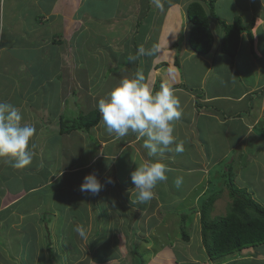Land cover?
Wrapping results in <instances>:
<instances>
[{"label":"crops","instance_id":"obj_1","mask_svg":"<svg viewBox=\"0 0 264 264\" xmlns=\"http://www.w3.org/2000/svg\"><path fill=\"white\" fill-rule=\"evenodd\" d=\"M191 1L0 0V88L4 89L0 100L17 107L22 123L36 129L31 141L36 146L35 156L29 166L15 170L6 158L0 159V252H6L11 241L10 231L4 229L22 228L29 217L39 224L40 214L42 223L47 218V222L53 221L55 231L64 229L66 235L57 238L60 243L65 244L68 238L69 243L76 244L80 237L74 227H85L89 218L96 228L115 222L114 232L123 233L121 241L130 245V253L133 244H149L154 258L147 264L176 263L171 241L161 240L155 247L147 243L145 234L133 229L150 226L151 218L169 227L178 220L182 222L185 211L193 214L191 226L197 227L196 236L202 245L199 204L209 191L211 176L223 187L220 179L234 162L230 161L234 158L231 155L252 145L258 153L254 156L258 160L256 169L264 174V0H205L212 1L216 18L210 19L213 44L204 55L191 50L188 44L186 7ZM204 9L208 12L207 7ZM236 18L245 27L253 26L240 34L237 54L230 58L220 52L223 32L217 20L232 24ZM127 29L128 35L132 34L130 45L121 38ZM139 45L146 50L155 46L158 51L129 62V55H135ZM107 52L108 57L104 55ZM2 61L10 69L2 67ZM137 71L143 72L145 83L153 91H158L161 83H168L180 99L183 115L174 122V135L176 143L183 144L182 152H176L173 144L172 151L148 157L142 138L129 133L116 139L105 130L98 101L121 79L131 78ZM97 73H109L112 79L103 78L95 86L89 82ZM50 104L56 110L50 109ZM74 110L79 112L68 117V112ZM90 111L99 113V121L89 131L59 133L64 117L72 119ZM148 159L161 160L170 171L167 181L154 189V198L140 204L132 191L130 173ZM252 160L245 170L252 169ZM234 172L240 188L264 196L255 181L242 179L240 172ZM92 173L103 185L98 195L80 191L84 177ZM67 176L76 183L67 184ZM178 176L183 177L179 187L174 182ZM108 179L114 183H108ZM261 182L264 184V178L260 179V188ZM49 186L55 188L62 207L49 204L48 192L41 197L40 192ZM27 196L40 201L30 199L27 205H21ZM111 197L122 204V214L116 213L117 205ZM79 204L86 207L83 212ZM97 205L105 209L98 210ZM129 217H137L139 226L131 223L122 227ZM197 219L198 224L193 225ZM44 227L49 229L47 224ZM95 234L99 235L98 230ZM159 234L151 230V235ZM135 235L141 238L137 242L140 244L132 243ZM36 239L35 235L26 237L25 245L13 253L14 264H23L25 251L35 250ZM191 241L186 242L188 247ZM147 250L144 247L139 253ZM6 256L3 254L4 261L8 260Z\"/></svg>","mask_w":264,"mask_h":264},{"label":"rangeland","instance_id":"obj_2","mask_svg":"<svg viewBox=\"0 0 264 264\" xmlns=\"http://www.w3.org/2000/svg\"><path fill=\"white\" fill-rule=\"evenodd\" d=\"M143 21V20H142ZM107 30V29H106ZM133 30V28H131ZM107 32V31H106ZM130 32V29H127L124 36L121 37L123 42L126 43V40L128 41L127 45H130V38H132V34L128 35ZM90 44V42L88 43ZM106 57L109 56V52L104 53ZM7 63L5 61H2L1 66L4 67L5 69H10L9 67L6 66ZM3 75L2 71H0V76ZM103 78L105 79H112L111 75L109 73L105 75H100L97 73V75H94L91 78V82L95 86L103 81ZM4 80L6 82V75H4ZM5 82L2 85H5ZM51 86V85H49ZM2 91L4 92V89L0 88V95L2 96ZM51 107V104H50ZM50 109L56 110L55 106H52ZM79 110H74L73 112L69 113L68 112V117H73L75 116ZM81 114H86V113H81ZM80 115V114H79ZM248 145H251V141H249ZM253 148L247 147V148H242V151H239L238 153H234L231 155L230 161L234 159V162L231 167H233L234 171L240 172V176L242 179H248L250 181H255L257 184L255 186L257 187V190L260 191V193H264V184L261 182V188L259 187L260 179L264 178V174L261 172L260 169L257 168V158L254 156L257 153V150L254 151L256 148L255 146L252 145ZM252 155V158H249ZM253 159V166L252 169L248 168L245 170V167L250 165L248 164L249 160ZM57 160V159H56ZM240 160V161H238ZM58 161V160H57ZM249 167V166H248ZM67 181V184H75L76 181L73 179H70L68 176L65 178ZM215 178L211 176L210 182L208 183L209 187V195L213 194V190H211V186L215 184ZM240 182V181H239ZM238 186V185H237ZM239 187V186H238ZM240 188V187H239ZM108 189V188H107ZM226 190H223L221 194H218V201L214 204L213 212H212V217L217 218L220 216H224L227 212V209L229 207V198H228V193ZM49 193V199L50 202L49 204L51 205H56L57 208L62 207L60 203L57 202V198L55 196V188L53 186H49L48 188H45L40 192L41 197L43 198V195L45 193ZM215 193H218V190H216ZM254 196H253V194ZM252 193H250L255 201H257L261 206H264V203L261 204L262 200H264V196L258 195V191L253 190ZM209 195H205L202 198V203L206 200V198ZM32 199L34 203H36V200L38 199L37 197L33 196L32 198L30 196H27L24 198V202L21 203V205H27L28 200ZM40 201V198L38 199ZM111 202L115 206V211L118 215L122 214V209L123 206L120 202L113 200V197H111ZM201 202V201H200ZM61 205V206H60ZM60 206V207H59ZM64 206V204H63ZM176 207V205H175ZM86 207H83L82 204L78 205L79 211H82ZM96 209H105L104 206L97 205L95 207ZM184 209H187V206H184ZM44 213V211H42ZM157 213V210H156ZM184 214H187L186 216L188 217V220H185L183 222H180L179 220L176 221V224L171 225L169 227H164L161 226L156 220L153 218L148 219V221H151L150 226H143L141 228L143 229H133L137 234L143 233L146 235L144 238L147 243L152 244L153 246L157 247L164 241H171L170 245L173 247L175 250V258H176V263L172 262V264H215L212 262H209L206 258V253L202 249V245L199 243V238L196 236V231L197 227H192L191 222L192 218L194 217L193 214H190L189 212H185ZM135 215L134 213H129V216ZM40 216V222L37 224L36 220H33L32 218L29 217V220H24L22 228H19L17 230L7 228L5 226L3 229L4 231L9 230V235H10V243H8V246L6 247V252L3 250V252H0V264H14L15 261H13V253L17 251L21 246L25 245L22 244V242L26 239V237H37L36 242H34L35 245V250L31 249L29 252L26 250L25 255L30 259L27 261V257H24L22 260L23 264H131L132 260L129 254H131L127 249L130 247L127 242L121 241L123 239V233H115V227L113 224L107 222L105 226H102L101 228H96L94 226L93 219L89 218V221L86 223L85 229L87 231V239H82L80 236V239L77 238V243H69V240L64 244L60 243L62 242L61 239H57L56 236V231L55 228L52 227L53 221L47 222L46 220H43L44 223H42L43 217L41 218ZM63 216V215H62ZM93 218V217H92ZM118 219V218H117ZM137 217L134 219H128V222L124 223L125 227L126 224H133L134 226H139V223L137 222ZM51 220H53L51 218ZM47 222V223H46ZM102 222V220H101ZM49 225V229L47 230L44 226ZM158 224V227H155ZM198 224V219L194 221L193 225ZM56 225H59L56 224ZM119 226L123 225L118 224ZM183 227L185 228L186 232L189 233L190 238L192 241L189 243L184 242L181 237V231L180 228ZM120 228V227H119ZM126 228V227H125ZM155 229L157 235L159 236H154L151 235V230ZM129 229V228H127ZM98 230L99 235L95 234L96 231ZM163 231V236H162V231ZM17 231V232H16ZM126 233V232H125ZM124 233V234H125ZM17 234V236H16ZM126 235V234H125ZM115 237V240L118 241L117 243L113 242V238ZM163 237V238H162ZM25 238V239H24ZM111 239V240H110ZM176 239V240H175ZM141 238H138L136 235L133 236L132 242H141ZM175 240V241H174ZM178 240V241H177ZM49 243V244H48ZM132 244V243H131ZM140 244V243H137ZM31 243H27L26 246H34ZM49 245V246H48ZM136 246V247H135ZM50 248V250H53L52 254L54 256V259H51V254L48 252L47 248ZM144 247L148 248L147 251H143L141 254V257L144 259L145 264L148 262L152 261L154 258V253H152L153 248L149 246V244H141L136 245L133 244L132 248L135 249L136 252L144 250ZM68 248V249H66ZM131 249V247H130ZM56 252V253H55ZM6 253V257L8 260H3V254ZM55 253V254H54ZM58 256L59 258H56ZM117 257V258H115ZM20 258V257H19ZM11 259V260H10ZM109 260V261H107ZM19 261V259H18ZM107 261V262H105ZM230 263V264H264V246L262 248L258 249H245L241 251L237 255H233L232 257L226 259L224 263Z\"/></svg>","mask_w":264,"mask_h":264},{"label":"clouds","instance_id":"obj_3","mask_svg":"<svg viewBox=\"0 0 264 264\" xmlns=\"http://www.w3.org/2000/svg\"><path fill=\"white\" fill-rule=\"evenodd\" d=\"M158 49L153 46L146 50L139 45L135 55H129V62H135L144 55H155ZM101 122L108 134L116 139L123 138L129 133L143 139L142 148L147 150L148 157L162 155L166 151L182 152L183 144L176 143L174 122L183 115L180 99L168 83H161L158 91H153L145 83L142 71H137L131 78L121 79L118 86L98 101ZM21 111L9 102L0 100V159L6 158L15 170L29 166L35 156L31 143L35 135L34 126L22 123ZM31 145V146H30ZM170 171L167 164L161 160H145L130 173L132 189L136 194V202L146 204L154 196V189L160 182L167 181ZM62 175V172L59 176ZM59 178V177H58ZM108 183H114L108 179ZM175 185L183 183V177L175 178ZM103 185L95 173L84 177L80 185L82 193L98 195ZM74 231L87 239V231L83 225H76Z\"/></svg>","mask_w":264,"mask_h":264},{"label":"trees","instance_id":"obj_4","mask_svg":"<svg viewBox=\"0 0 264 264\" xmlns=\"http://www.w3.org/2000/svg\"><path fill=\"white\" fill-rule=\"evenodd\" d=\"M211 2L193 0L186 7V22L190 25L187 33L188 44L191 50L200 55L209 53L213 44V36L210 31V19L211 17H216ZM204 7L208 8V12L205 11ZM217 21L223 32L219 48L220 52L230 58H234L239 47L240 34L246 30H250L253 25L251 27H245L240 18H236L232 24H226L220 20ZM175 65H179L178 56L176 57ZM98 121L99 113L97 111L80 114L72 119L64 117L60 124L59 133L66 134L72 131H89L97 125ZM220 181H222L223 187H219V183H215L211 186V190L214 189L213 194L209 195V191H206L204 194L209 196L203 203L201 198L198 212L200 236L203 251H205L206 258L209 262L215 264H230L224 263V261L245 249H258L264 246V206H261L255 201L246 189L237 186L235 172L232 167H227V171L221 176ZM216 190H218V193H215ZM223 190H226L228 193L229 207L224 216L213 218L212 212L214 204L218 201V194H221ZM186 215H182V222L188 220ZM44 220L48 221L47 218ZM180 231L182 240L189 242L190 234L183 227L180 228ZM64 232L63 228L57 229V238L63 235ZM68 240L70 239H64V241ZM25 243L26 239L22 244ZM48 252H51L49 247ZM50 254V258L54 259L52 252ZM130 257L132 260L131 264H145L141 253L136 252L135 249L131 252ZM56 258L59 257L56 256Z\"/></svg>","mask_w":264,"mask_h":264}]
</instances>
